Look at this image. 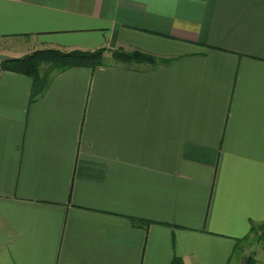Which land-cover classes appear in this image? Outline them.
I'll return each mask as SVG.
<instances>
[{"label":"crops","instance_id":"0c3cea01","mask_svg":"<svg viewBox=\"0 0 264 264\" xmlns=\"http://www.w3.org/2000/svg\"><path fill=\"white\" fill-rule=\"evenodd\" d=\"M5 48L107 52L35 101L0 68V264H245L236 245L264 223V0H0Z\"/></svg>","mask_w":264,"mask_h":264},{"label":"trees","instance_id":"16d2710c","mask_svg":"<svg viewBox=\"0 0 264 264\" xmlns=\"http://www.w3.org/2000/svg\"><path fill=\"white\" fill-rule=\"evenodd\" d=\"M107 49L95 51H72L63 52L59 50H38L34 51L14 62L1 60L0 68L26 75L32 79V101L40 98L48 89L56 75L74 67H86L95 69L105 65V54ZM114 62L120 64H147L153 67L167 65L172 62L170 58L157 57L141 51L125 52L115 50L112 52ZM138 225L141 220L132 219ZM264 246V223L253 226L250 233L239 240L236 249L246 252L245 264H257L256 247ZM172 264H184L180 258H175Z\"/></svg>","mask_w":264,"mask_h":264},{"label":"water","instance_id":"95a60500","mask_svg":"<svg viewBox=\"0 0 264 264\" xmlns=\"http://www.w3.org/2000/svg\"><path fill=\"white\" fill-rule=\"evenodd\" d=\"M19 59L20 58H18V57L9 56V55H5V54L1 55V60L5 61V62H14V61L19 60Z\"/></svg>","mask_w":264,"mask_h":264},{"label":"rangeland","instance_id":"374dc122","mask_svg":"<svg viewBox=\"0 0 264 264\" xmlns=\"http://www.w3.org/2000/svg\"><path fill=\"white\" fill-rule=\"evenodd\" d=\"M11 49V48H10ZM12 50H7V48H5V49H1V51H0V54L2 55V54H5V55H9L10 53L9 52H11ZM9 56H11V55H9ZM105 58V57H104ZM259 249V247H256V248H253L252 250H256V252H257V250Z\"/></svg>","mask_w":264,"mask_h":264}]
</instances>
